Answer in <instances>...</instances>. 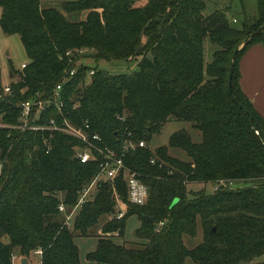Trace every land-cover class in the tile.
Wrapping results in <instances>:
<instances>
[{
	"label": "trees",
	"instance_id": "1",
	"mask_svg": "<svg viewBox=\"0 0 264 264\" xmlns=\"http://www.w3.org/2000/svg\"><path fill=\"white\" fill-rule=\"evenodd\" d=\"M42 1L0 0V28L20 35L28 57L19 79L11 82L12 93L0 96V264H13L14 248H41L40 264H81L74 238L88 235L102 215L114 211L113 187L126 210L103 222L107 235L97 239L88 259L184 264L188 257L197 264H264V142L254 120L228 92L232 52L264 22V0H257L255 18L239 26L226 8L203 14L205 0H61L59 7H42ZM83 10L82 19L66 17ZM205 39L212 45L209 61ZM258 41L264 43V28L237 52L231 89L264 129L263 117L238 83V57ZM78 49L82 54L92 49L100 58L137 59L136 69L116 73L79 63L63 84L62 113L73 123H89L90 131L118 151L128 137L144 140L145 146L125 152L123 160L149 194L144 204H134L121 174L112 181L100 178L95 195L81 205L69 228L57 193L69 212L79 189L98 171L99 159H73L75 147L83 145L73 135L56 131L47 150L44 131H21L11 124L17 122L16 103L36 92L49 93L72 65L66 51ZM1 75L0 67L2 80ZM46 114L61 119L52 107ZM169 118L188 121L200 139L181 127L167 144L152 149L149 142ZM169 147L181 148L187 158L172 155ZM238 179L252 182L242 187L219 182ZM188 182L217 187L192 190ZM131 214L141 219L135 229L140 246L112 238L123 235ZM198 221L202 240L187 247L183 235L194 236Z\"/></svg>",
	"mask_w": 264,
	"mask_h": 264
},
{
	"label": "rangeland",
	"instance_id": "2",
	"mask_svg": "<svg viewBox=\"0 0 264 264\" xmlns=\"http://www.w3.org/2000/svg\"><path fill=\"white\" fill-rule=\"evenodd\" d=\"M61 0H43L41 2V6H56L59 7ZM219 8H226L227 15L232 20V18H236V20H232L231 22L234 25H241L243 21H250L255 18L257 12V0H205V8L203 9V14H208L211 11ZM1 12V7H0ZM86 10L81 12H73L66 14V17L75 21L76 19H82L85 17ZM257 19L253 20V23H256ZM258 22V21H257ZM252 23V24H253ZM211 49L212 45L209 43L207 39L204 41V58L205 61H209L211 59ZM85 54H82L78 59L79 63H84L87 65L97 66L99 68L106 69L109 72H124L131 71L137 68V59H118V58H100L97 57L94 50H83ZM28 57L26 55L24 46L20 39V35L18 33H5L0 28V67H1V78L3 82L9 81L8 71L13 69L16 72H12L13 79L11 82H15L20 77V65L22 62H27ZM1 117V116H0ZM0 126L2 123L0 121ZM187 128L191 131V135L193 140L198 141L200 139V131L197 129H193L190 126V123L185 120H179L175 118H169L166 120L159 133H154L151 141L149 142V146L153 149L157 145L167 144L168 137L170 133L178 128ZM169 153L175 155L179 158H187L186 153L181 148H171L169 147ZM264 181V178H263ZM252 181L238 179L231 181L229 183L230 187H242L249 185ZM113 187V186H112ZM187 188L192 190H197L200 188H204L207 192H211L214 189L213 182H188ZM97 187L95 188L96 193ZM114 187L112 188L113 199L116 201V197L118 194L114 192ZM57 196L62 199V193H57ZM92 199V198H91ZM116 205V202H115ZM114 213L102 215L98 222L94 224L88 230V235H76L74 238L75 243L78 245L79 249V258L81 264H112L99 262L96 260L88 259L86 257V253L94 249L96 245V241L100 236L107 235L106 232L102 230V224L106 221V219H112ZM141 219L136 214H131L126 218L124 233L121 236H112V238L119 243H124L126 246H140L142 245V239L139 238L135 229L139 226ZM5 239V238H4ZM184 243L187 247H193L197 243L202 240V228L200 222L197 223V232L194 236H189L187 234L183 235ZM37 249H40V252H37ZM31 249V250H19L18 248L13 249L12 261L13 264H21V257H26L28 259L29 264H40L41 261V248ZM184 264H197L193 262L190 258H186Z\"/></svg>",
	"mask_w": 264,
	"mask_h": 264
},
{
	"label": "built area",
	"instance_id": "3",
	"mask_svg": "<svg viewBox=\"0 0 264 264\" xmlns=\"http://www.w3.org/2000/svg\"><path fill=\"white\" fill-rule=\"evenodd\" d=\"M66 55L69 56V61L72 63L69 68H65L61 78L55 83L52 90L43 94L36 92L29 98L20 100L16 103L19 108L17 116V122L11 124L12 127L18 128L21 131H44L43 141L46 145V149H50V139L53 137L56 131H62L78 138L83 145L76 146L73 156L81 162L89 160L99 159V169L94 176L85 183L78 191V197L76 203L73 205L69 212L66 211L64 202L60 199L58 203V210L64 215L63 224L69 228L73 227V220L76 212L81 205L90 200L95 195V188L100 178H106L112 181L117 175L121 174L126 182L127 186V198L128 201L134 204H144L147 201L149 190L148 186L140 179L138 173L131 169L124 163L123 155L125 152L134 149L138 146H145V141L142 139L134 140L131 137L126 138L122 145L121 151H118L112 147L106 145L102 136L96 131L89 130V123H73L70 119L62 113L64 106V99L62 97L63 84L70 78L76 71L79 64L78 59L82 55V49H78L77 52L67 50ZM26 62H22L19 70H22ZM93 69L89 70L92 73ZM12 87L11 81L3 82L0 79V96L2 94H11ZM52 107L58 116L61 117L59 121L56 120L52 114H46L48 108ZM45 117V118H44ZM120 116V119H123ZM2 125H4L2 123ZM130 136L131 133L128 132ZM1 153V149H0ZM153 162L154 159L151 158ZM3 160L0 159V175L2 172ZM222 185H229L224 180L219 181ZM217 184H215V187ZM114 192H116L114 190ZM116 205L113 211L115 217H121L125 210L126 204L116 197ZM163 223L162 220L156 226V229ZM40 252V249H37Z\"/></svg>",
	"mask_w": 264,
	"mask_h": 264
},
{
	"label": "crops",
	"instance_id": "4",
	"mask_svg": "<svg viewBox=\"0 0 264 264\" xmlns=\"http://www.w3.org/2000/svg\"><path fill=\"white\" fill-rule=\"evenodd\" d=\"M238 71L241 90L264 119V43L254 42L239 55ZM12 72L8 71L9 81L13 79Z\"/></svg>",
	"mask_w": 264,
	"mask_h": 264
},
{
	"label": "water",
	"instance_id": "5",
	"mask_svg": "<svg viewBox=\"0 0 264 264\" xmlns=\"http://www.w3.org/2000/svg\"><path fill=\"white\" fill-rule=\"evenodd\" d=\"M264 28V22L261 23L257 28H255L254 30H252L251 32H249L244 39L242 40V42L233 50L232 55H231V59H230V63H229V71H228V92L231 96V98L238 104V106L245 112L247 113L250 118H252L254 120L255 125L257 126V132H259L261 134V138L264 142V129L261 127L260 122L255 118V116L252 114V112L246 108L241 102H239V100L236 98V96L233 94L232 89H231V77L233 74V70H234V65H235V59H236V55L237 52L239 50H241L243 48V46L249 42L251 40V38L260 30H262ZM73 159L76 160V156H73ZM150 220H153V217H150ZM21 264H29L28 263V259L26 257H21L20 259Z\"/></svg>",
	"mask_w": 264,
	"mask_h": 264
}]
</instances>
